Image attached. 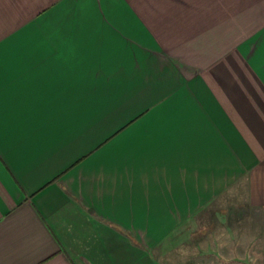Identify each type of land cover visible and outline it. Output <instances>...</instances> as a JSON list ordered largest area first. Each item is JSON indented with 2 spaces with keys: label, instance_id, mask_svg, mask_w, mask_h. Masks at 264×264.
Listing matches in <instances>:
<instances>
[{
  "label": "crops",
  "instance_id": "obj_1",
  "mask_svg": "<svg viewBox=\"0 0 264 264\" xmlns=\"http://www.w3.org/2000/svg\"><path fill=\"white\" fill-rule=\"evenodd\" d=\"M235 198L264 216V0H0V264H162Z\"/></svg>",
  "mask_w": 264,
  "mask_h": 264
},
{
  "label": "rangeland",
  "instance_id": "obj_2",
  "mask_svg": "<svg viewBox=\"0 0 264 264\" xmlns=\"http://www.w3.org/2000/svg\"><path fill=\"white\" fill-rule=\"evenodd\" d=\"M197 225L194 233L179 232L172 238L184 236L178 246L161 257L162 264H264V216L250 213L243 200L225 201L203 227ZM189 239L197 240V245L186 244ZM230 241L235 242L234 247ZM218 242L222 246L218 247ZM220 254L225 258H215Z\"/></svg>",
  "mask_w": 264,
  "mask_h": 264
}]
</instances>
